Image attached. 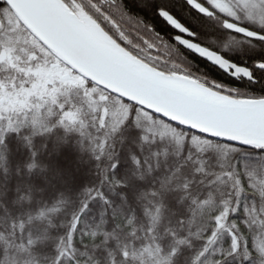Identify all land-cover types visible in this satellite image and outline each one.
<instances>
[{
    "label": "snow or ice",
    "instance_id": "snow-or-ice-1",
    "mask_svg": "<svg viewBox=\"0 0 264 264\" xmlns=\"http://www.w3.org/2000/svg\"><path fill=\"white\" fill-rule=\"evenodd\" d=\"M0 264H264V0H0Z\"/></svg>",
    "mask_w": 264,
    "mask_h": 264
}]
</instances>
